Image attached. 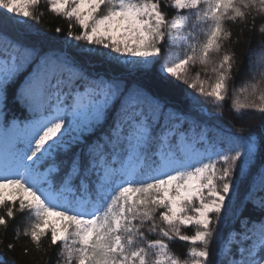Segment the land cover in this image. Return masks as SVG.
Here are the masks:
<instances>
[{
  "label": "snow or ice",
  "instance_id": "1",
  "mask_svg": "<svg viewBox=\"0 0 264 264\" xmlns=\"http://www.w3.org/2000/svg\"><path fill=\"white\" fill-rule=\"evenodd\" d=\"M40 3L0 0V229L23 214V255L29 245L58 249L55 264H215L210 246L227 225L218 264H264L256 135H229L223 147L203 130L196 139L186 114L139 79L163 55L158 80L181 81L220 116L233 82L230 111L258 113L264 142V23L239 88L236 52L225 47L256 31L264 0H45L68 21L67 36L83 42L67 52L5 31L33 29ZM9 98L25 116L9 119ZM249 204L258 219L244 215ZM20 237L17 228L13 241ZM175 240L189 245L183 258L170 250ZM0 246L11 252L16 243ZM0 264L9 262L0 256Z\"/></svg>",
  "mask_w": 264,
  "mask_h": 264
},
{
  "label": "trees",
  "instance_id": "2",
  "mask_svg": "<svg viewBox=\"0 0 264 264\" xmlns=\"http://www.w3.org/2000/svg\"><path fill=\"white\" fill-rule=\"evenodd\" d=\"M37 13H43L41 16L40 23H33V29L29 30L23 26H18L15 24H7L5 31L12 38H23L24 42L30 45H35L37 48H41L44 51H59L63 49L64 51H70V45H83V42H77L72 40L67 36L68 31V21L63 18L56 17L54 14L50 13L46 9L45 0H41L39 8L36 9ZM171 15V13H170ZM2 19V16H0ZM264 23V20L257 18L256 20V31L250 32L248 28H245L244 35L241 37V43H226L225 47L236 52V61L240 64L239 73H235L234 70V85L236 88L242 86L243 82L249 78L248 65L249 60L246 55V50L249 47L256 48L260 40V34L258 32L259 25ZM60 27L62 31L56 33L55 29ZM233 30L232 40L236 39L235 33H238L242 25L231 26ZM72 31L78 33L79 29L73 25ZM249 38L251 42L249 43ZM164 56L162 55L154 64H149L145 69L147 75L139 77L143 83L152 87V90L161 97L163 102L172 106L177 111L186 114L187 121L186 127H194L197 131L203 130L206 133V137L209 142L218 144L223 147L224 145L220 144L222 138L227 136H242L246 135L248 131H252L257 139L258 143V155L257 158L253 161L256 165V169L259 168L261 163H264V142H262L259 137L261 136L260 128V118L258 113H248L243 116H237L232 111H230L231 104V89L233 87V82H230V93L229 99L226 100L223 104L222 111L223 115L220 116L217 114L216 107L210 102L205 101L202 98L198 97L194 90L187 88V85L182 83L175 78H169L168 82H162L158 80L159 74V65L163 62ZM197 69H192L193 74ZM192 97H196L192 99ZM8 111L9 119L12 117L22 118L26 115L24 110H22L18 105H15L11 98L8 102ZM193 121L195 124H193ZM255 170L253 175L249 176L247 181L240 186V197L242 198L245 195L247 186L255 180ZM236 196V193H233V197ZM245 216H249L251 219H258L260 212L258 209H253L249 204L248 208L244 212ZM27 226L26 217L23 214H17L16 217L10 221V226L7 229V233L3 229H0V239L4 241V245L8 242H15L16 248L9 252L4 246H0V256H3L9 264H55L56 260V251L45 254L44 249H41L40 252L35 251L29 245V253L27 256L23 255V248L25 246V240L23 239V230ZM236 228H239L238 224H235ZM19 228L21 237L19 240L13 241V236L15 230ZM186 234H192L194 229L189 228L184 230ZM230 231L229 226L221 227V236L218 239H214L210 250L212 252V260L215 264H218L221 257L219 255L222 250L223 241L228 237ZM155 238V237H153ZM46 245V242H45ZM187 245L184 242L175 240L170 242V250L184 257L187 251Z\"/></svg>",
  "mask_w": 264,
  "mask_h": 264
},
{
  "label": "rangeland",
  "instance_id": "3",
  "mask_svg": "<svg viewBox=\"0 0 264 264\" xmlns=\"http://www.w3.org/2000/svg\"><path fill=\"white\" fill-rule=\"evenodd\" d=\"M192 128V127H191ZM201 132V130L200 131H197V129H195V134H193V133H190V135H194V138H196V139H198L199 138V136H198V134ZM205 132V131H204ZM206 134V133H205ZM206 140H207V142L208 143H211V142H209L208 141V139H207V137H206ZM203 146H207V144H205V145H203ZM0 151H2V148H0Z\"/></svg>",
  "mask_w": 264,
  "mask_h": 264
}]
</instances>
